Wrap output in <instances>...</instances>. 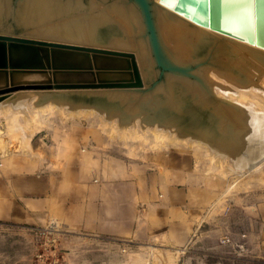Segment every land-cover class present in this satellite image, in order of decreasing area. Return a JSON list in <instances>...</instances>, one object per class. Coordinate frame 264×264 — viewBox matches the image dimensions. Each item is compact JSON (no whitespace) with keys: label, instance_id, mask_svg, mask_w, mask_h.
<instances>
[{"label":"water","instance_id":"95a60500","mask_svg":"<svg viewBox=\"0 0 264 264\" xmlns=\"http://www.w3.org/2000/svg\"><path fill=\"white\" fill-rule=\"evenodd\" d=\"M9 19L0 100L34 88L41 102L178 123L237 159L255 145L254 113L208 93L200 69L264 85V0H9Z\"/></svg>","mask_w":264,"mask_h":264},{"label":"crops","instance_id":"0c3cea01","mask_svg":"<svg viewBox=\"0 0 264 264\" xmlns=\"http://www.w3.org/2000/svg\"><path fill=\"white\" fill-rule=\"evenodd\" d=\"M8 142L0 148V220L139 246L131 255L145 264L161 257L146 244L199 243L206 256L264 260V196L215 205L223 183L204 153L145 155V148L121 146L98 124L78 120ZM225 235L232 242L223 243Z\"/></svg>","mask_w":264,"mask_h":264},{"label":"rangeland","instance_id":"374dc122","mask_svg":"<svg viewBox=\"0 0 264 264\" xmlns=\"http://www.w3.org/2000/svg\"><path fill=\"white\" fill-rule=\"evenodd\" d=\"M7 21L8 23L1 27L0 31H16V29H10L9 17ZM200 71L203 75L206 73L204 77L207 81H214L210 78L211 72H204L205 70L202 69H200ZM215 81H217L218 84L221 83V85L225 84L223 80H220V77L219 80ZM210 88L213 89V87ZM229 88L232 89V86L230 85ZM213 90V94L218 97H227L228 100L236 99L243 105L249 104L248 107H254L252 103L256 102L259 106L258 108L264 110V94L262 93L264 85H249L248 88H245L243 85V97L241 99L240 97L237 98V95H226V93L223 94L217 89ZM41 95H43V93L39 94L36 92L32 94L31 97L29 95L27 101L24 102L23 106L27 104L25 107H27L29 113L21 111L13 112V110L7 111L0 108L1 148H4L9 143L8 141H12L13 145H16L18 142L22 143L27 140L32 133L44 129L53 122L75 120L91 122L98 124L107 136L117 140L118 144L121 146L133 148V150L145 148V155L158 152L168 154L181 152L185 155L187 153L190 155L195 154L196 152L204 153L211 162L210 164H212L210 170L214 174L215 179L223 183V187L221 188L222 193L215 201V205H219L220 207L223 206V208L227 209L236 205L237 202L243 200L244 197H250L253 194L256 195L260 193L264 196V163H262V161H264V156H249L245 168L242 167L243 172L241 176H238L236 175L237 172L235 169H240L239 167L242 161L239 162V159H242V157L237 159L235 153L220 149L210 141L215 148L227 154L224 161L219 162L209 154L208 144L182 143L171 140L170 142L165 140L162 142V140L159 141L156 139L154 131L150 128L154 125H163V127L166 126L167 129L172 130L174 133L190 134L180 130L177 123L166 125L164 122H151L144 116H134L133 118L131 117L134 119V123L129 125V130L126 133L122 132V134L117 128L111 132L103 118H101L98 110L79 116L75 114L70 115L69 113V115H67V112L61 114L57 109L34 110V105L38 103L39 98L40 101L43 99ZM21 103L23 102L21 101ZM12 117L15 118V123H17L16 126H14L15 123L11 125L14 122V120L12 121ZM110 117H113V124L116 126L123 120V118L118 115ZM143 123L152 126L147 127L145 131H143ZM132 129H135V131H132ZM134 132H136V136ZM121 134L125 136L123 137ZM190 135H192V133ZM260 145H264V140L262 142L258 141L256 146L260 147ZM260 163L261 166H259ZM231 167L234 172H229V170H227V168ZM222 242H232L231 236L225 235ZM200 245L199 243H189L181 248L166 246L157 247L155 249L153 246L148 247L146 244L145 248L141 247L147 251L153 250L159 252L161 256L157 260H146V264H151V262H158L160 264H264V260L257 262L239 258H222L219 255L220 253H213L214 256H206ZM138 247L123 242L109 243V241L106 242L104 240L94 239L92 236L84 235L82 232H69L66 228L57 225L32 226L29 222L20 219L13 221L0 220V264H145V257L144 259L136 260L133 259V255H131L133 253L131 249L134 248L135 250Z\"/></svg>","mask_w":264,"mask_h":264},{"label":"bare ground","instance_id":"6f19581e","mask_svg":"<svg viewBox=\"0 0 264 264\" xmlns=\"http://www.w3.org/2000/svg\"><path fill=\"white\" fill-rule=\"evenodd\" d=\"M8 17H9V0H0V28L5 26L6 23H8V21H7ZM26 26H27L28 32L31 34L30 36H35V37L36 36H40L39 27L38 26H34V25H30V24H26ZM8 28H9V26H8ZM204 72H206V71H204ZM219 77H220V80L221 81L223 80L226 85L225 84L221 85V83H219L220 84L219 85L218 82L215 81V80H219ZM210 78L212 80H214V81H209L208 80V83L210 84V87H213V89H217L219 92H221L223 94L226 93V95H228V94L237 95L236 97L237 98L240 97V99L243 97V92H242L243 85H237L232 79L224 77V76H220V75H217V74H214V73L210 74ZM230 85L232 86V89H237L238 92H237V90H232L231 88H229ZM248 86L249 85H244L245 88H248ZM210 87H209L208 93L216 96L215 94H213L214 90L211 89ZM251 88H252V86H251ZM44 90H53V89H44ZM54 90H57V89H54ZM36 92H38L39 94L43 93L42 90L34 89V88H31V89H19L17 91H13V92H10V93H4V94H2V96H4L5 98L3 100H0V108L5 109L7 111L8 110H13V112H20L21 111V112L29 113V110L27 109V107H25L27 104L25 106H23V105H24V102L27 101V98L29 97V95L31 97V95L36 93ZM262 93L264 94V90H263ZM35 95H37V94H35ZM216 97H218V96H216ZM41 98H43V95H41ZM219 98H221V97H219ZM226 98H221V99H224V100H226L228 102H231V103H233L235 105H238L240 107L243 106L242 108H245L248 112L254 113L255 145L253 146V148L249 152L245 153V155L242 156V159L241 158L239 159V162L242 161V163L240 164L241 166L239 167L240 169L236 168L235 170L237 172L236 175L241 176V173L243 172L242 167L245 168V165L247 164V161H248L247 158L249 156H255V157L256 156H260V155L264 156V145H260V147L256 146L258 141L262 142L264 140V110L263 109L262 110L259 109L258 108L259 106H258V104L256 102L252 103L254 105V107H248L249 104L243 105V104L239 103V100H236V99L228 100V98L227 99ZM244 99H245V97H244ZM9 100H10V102H8ZM21 101L23 103H21ZM34 108H35L34 110L57 109L58 111L61 112V114H63L64 112L65 113L67 112V115L75 114V115H78V116L93 112L95 110L93 108V106L72 105L70 102H66V101L48 99V100H45V101L41 102L40 98H39L38 103L34 105ZM99 114H100L101 118H103L105 124L108 126V128L111 130V132L115 128H117L118 130L121 131V133L122 132L126 133L129 130V125L131 123H134V119H131L128 122H126V120L123 119L120 122V124H118L116 126L115 124H113V119H112L113 117L108 116L105 112H102V113L100 112ZM14 119L15 118H13L12 121ZM14 123H15V120H14V122L11 125H13ZM16 125H17V123H15L14 126H16ZM149 126H152V125L143 123L142 130L145 131V129L147 127H149ZM150 128L154 131V135L156 136V139L159 140V141L162 140V142H163V140H165V141H169L170 142V140H171V141H174V142L176 141V142H182V143L183 142H191V143H196V144L205 143V144L209 145V154L213 158H216L217 161L222 162V161H224L225 157L227 156V154H225L221 150L215 148L211 144V142L209 140L204 139V138H202L200 136H195L193 133H192V135H190L191 133L190 134L174 133L172 130L167 129L166 126L163 127V125H159V126L154 125V126H152ZM132 131H135V129H132ZM134 133H135V136H136L137 135L136 132H134ZM4 148H2V149H4ZM262 163H264V161H262ZM259 166H261V163L259 164ZM257 168H256V170H257ZM227 170H229V172L230 171L234 172L232 167L231 168H227Z\"/></svg>","mask_w":264,"mask_h":264}]
</instances>
